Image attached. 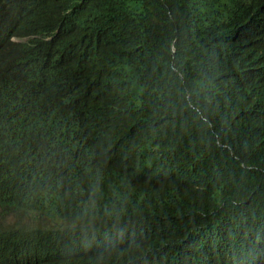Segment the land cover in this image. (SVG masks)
Segmentation results:
<instances>
[{
  "label": "trees",
  "instance_id": "trees-1",
  "mask_svg": "<svg viewBox=\"0 0 264 264\" xmlns=\"http://www.w3.org/2000/svg\"><path fill=\"white\" fill-rule=\"evenodd\" d=\"M8 217L59 226L0 264H264V0H0Z\"/></svg>",
  "mask_w": 264,
  "mask_h": 264
},
{
  "label": "rangeland",
  "instance_id": "rangeland-1",
  "mask_svg": "<svg viewBox=\"0 0 264 264\" xmlns=\"http://www.w3.org/2000/svg\"><path fill=\"white\" fill-rule=\"evenodd\" d=\"M23 220V219H22ZM29 228H37L39 226L46 227L47 229L53 228V227H58L59 223L57 222H51V221H44L42 224H39L37 221L34 220H24L23 221ZM22 222V223H23ZM22 223H17V220L13 219V217H8L5 219L3 222L1 220V225L0 229H9V228H15L20 226Z\"/></svg>",
  "mask_w": 264,
  "mask_h": 264
},
{
  "label": "clouds",
  "instance_id": "clouds-1",
  "mask_svg": "<svg viewBox=\"0 0 264 264\" xmlns=\"http://www.w3.org/2000/svg\"><path fill=\"white\" fill-rule=\"evenodd\" d=\"M248 5H249V12L245 20L246 22L242 23L244 25L243 28L238 29L239 32L238 31L235 32L236 39H239L243 34V32L255 28L260 23L259 13L250 4ZM237 28H235V30H237ZM235 50H238V47Z\"/></svg>",
  "mask_w": 264,
  "mask_h": 264
}]
</instances>
